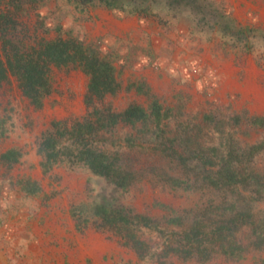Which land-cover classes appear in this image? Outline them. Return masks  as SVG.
I'll return each mask as SVG.
<instances>
[{"label": "rangeland", "instance_id": "obj_1", "mask_svg": "<svg viewBox=\"0 0 264 264\" xmlns=\"http://www.w3.org/2000/svg\"><path fill=\"white\" fill-rule=\"evenodd\" d=\"M0 60V264H264V0H0Z\"/></svg>", "mask_w": 264, "mask_h": 264}, {"label": "trees", "instance_id": "obj_2", "mask_svg": "<svg viewBox=\"0 0 264 264\" xmlns=\"http://www.w3.org/2000/svg\"><path fill=\"white\" fill-rule=\"evenodd\" d=\"M21 65L17 66L15 64H10V67L13 68L15 72L19 74V77H21V86L23 87V90L28 94H32V86L31 83V72H32V64L30 62H27L23 67H20ZM16 68V69H14ZM5 77V68L0 60V81L4 79ZM100 91V84L98 83V79L96 77H93L90 84H89V93H98ZM91 96H88V100ZM158 111V109H156ZM142 114V109H139L138 107H130L128 110H126L125 115H136V114ZM141 117H144V113ZM108 124L110 122V119L107 121ZM103 123H100V126H102ZM107 125V124H106ZM79 128L76 129V136L79 137L78 144H84V133L87 134L88 129L93 130L90 124L87 125H78ZM105 126V125H103ZM98 127L97 131L101 130ZM73 134V133H72ZM52 136L49 135L43 139L39 146V152L43 158L42 164L45 169H48L52 166V164L57 160V158L60 157V155L63 154H69L71 155V152H69L67 147H62L61 150L56 149L55 141ZM85 145V144H84ZM111 155L107 153L106 151H103L102 149L94 150L90 147H84L83 149L79 150L78 154L76 155L77 161L80 160L83 162L84 165H86L93 173L103 176L105 179H107L109 182H112L116 184L117 186H126L129 183L130 180V174L131 172L127 170L125 167L117 164L115 161H113L110 157Z\"/></svg>", "mask_w": 264, "mask_h": 264}]
</instances>
